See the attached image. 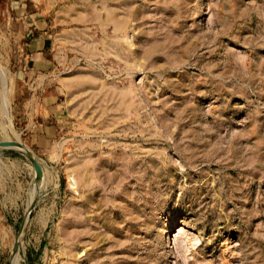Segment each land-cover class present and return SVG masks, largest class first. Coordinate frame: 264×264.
Here are the masks:
<instances>
[{
  "label": "rangeland",
  "instance_id": "1",
  "mask_svg": "<svg viewBox=\"0 0 264 264\" xmlns=\"http://www.w3.org/2000/svg\"><path fill=\"white\" fill-rule=\"evenodd\" d=\"M0 143V264H264V0H0Z\"/></svg>",
  "mask_w": 264,
  "mask_h": 264
},
{
  "label": "water",
  "instance_id": "2",
  "mask_svg": "<svg viewBox=\"0 0 264 264\" xmlns=\"http://www.w3.org/2000/svg\"><path fill=\"white\" fill-rule=\"evenodd\" d=\"M0 149H10V150H15L18 151L20 154L24 155L26 157V159L31 163L34 172H35V179L38 182L42 176V172L41 169L39 167V165L37 164L34 156H32V154H30L28 151L24 150L23 148H21L20 146L16 145V144H4V143H0ZM30 212V208H28L26 210L25 213V217L21 223L20 229H19V238L23 235V231H24V227H25V223L27 220V217L29 215ZM19 240V239H18ZM18 249V245L15 244L13 247V251H12V255H11V261L13 262L15 259V255Z\"/></svg>",
  "mask_w": 264,
  "mask_h": 264
},
{
  "label": "crops",
  "instance_id": "3",
  "mask_svg": "<svg viewBox=\"0 0 264 264\" xmlns=\"http://www.w3.org/2000/svg\"><path fill=\"white\" fill-rule=\"evenodd\" d=\"M9 7H10V5H9ZM37 131L44 132V133L46 134V136L49 137V134H48V132L45 130V128H44V130H43V129H42V130H38V129H37ZM37 137H40V138H41L40 135H36V136H34L33 141H34V139H37Z\"/></svg>",
  "mask_w": 264,
  "mask_h": 264
},
{
  "label": "bare ground",
  "instance_id": "4",
  "mask_svg": "<svg viewBox=\"0 0 264 264\" xmlns=\"http://www.w3.org/2000/svg\"><path fill=\"white\" fill-rule=\"evenodd\" d=\"M123 12V11H122ZM106 14H107V11H106ZM109 15H110V12L108 13ZM108 20V19H107ZM115 20V19H114ZM107 23H109V22H107ZM115 28V27H114Z\"/></svg>",
  "mask_w": 264,
  "mask_h": 264
}]
</instances>
